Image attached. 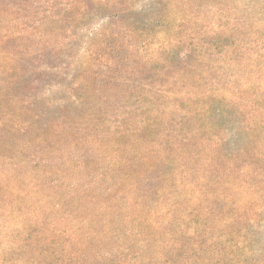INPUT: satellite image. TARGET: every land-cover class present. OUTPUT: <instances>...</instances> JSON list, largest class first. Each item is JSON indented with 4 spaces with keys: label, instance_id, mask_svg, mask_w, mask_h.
<instances>
[{
    "label": "trees",
    "instance_id": "trees-1",
    "mask_svg": "<svg viewBox=\"0 0 264 264\" xmlns=\"http://www.w3.org/2000/svg\"><path fill=\"white\" fill-rule=\"evenodd\" d=\"M263 89L264 0H0V264H264Z\"/></svg>",
    "mask_w": 264,
    "mask_h": 264
},
{
    "label": "rangeland",
    "instance_id": "rangeland-1",
    "mask_svg": "<svg viewBox=\"0 0 264 264\" xmlns=\"http://www.w3.org/2000/svg\"><path fill=\"white\" fill-rule=\"evenodd\" d=\"M22 20L27 22V23H30L32 20H34V18L31 17V16L24 15L22 17ZM97 22L100 24L101 20H97ZM14 23L17 24V21H15ZM26 30L29 31V33H30V32H32L31 30H33V29L32 28H27ZM29 33H27V32L25 33L23 43L25 45H27L28 47H31L30 50L29 49L28 50L24 49V51H21L19 49L18 50V54H29V53L33 54V58L34 59L32 61L29 60L27 62V64H26L27 65V70H33L34 69L33 67H39V57H37V56H39V34L34 33L33 36H30ZM87 33H88L87 30L83 31V35L87 34ZM20 43L21 42H19L18 40H15V41L11 42L13 47H14V45H18ZM83 46H84V44H82V41H81V48L80 49H82ZM28 51H30V52L28 53ZM34 93H36L39 96V89H38V92L37 91H33V94ZM262 93H263V97H264V89H263ZM67 96H68V94L64 90H60V91L56 92L55 97L53 99H61L62 97H67ZM51 106L54 108V107L57 106V104L56 105L52 104ZM24 119H26V121L35 122L34 124L36 125V130L39 128V118L29 120L30 118L28 119L27 117H25ZM36 133H38V131H31L30 138H34ZM26 140H28V138ZM38 146H39V144H38ZM28 149L30 151H32V153H34V151L37 149L36 148V143H35V145H33V144L28 145Z\"/></svg>",
    "mask_w": 264,
    "mask_h": 264
}]
</instances>
